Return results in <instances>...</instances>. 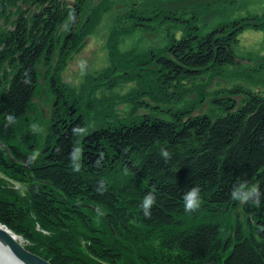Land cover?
<instances>
[{
    "label": "trees",
    "instance_id": "obj_1",
    "mask_svg": "<svg viewBox=\"0 0 264 264\" xmlns=\"http://www.w3.org/2000/svg\"><path fill=\"white\" fill-rule=\"evenodd\" d=\"M12 2L16 8L8 11ZM91 3L0 0V19L15 15L11 28L0 31V172L18 185H0V224L50 264H134L131 252L138 264H264V95L258 91L237 87L217 95L211 113L194 114L192 103L171 120L144 115L87 132L69 108L68 116L49 118L41 144H16L40 78L55 94L53 104L67 110L68 95L58 89L68 88L49 71L56 55L82 45L107 10L102 3L90 9ZM135 13L123 16L132 26L151 19ZM245 27L264 29V14L203 34L196 26L169 34L151 55L158 90L235 64ZM120 173L123 182L113 178ZM237 207L243 223L232 220ZM93 215L106 231L94 226ZM34 224L47 234L33 232Z\"/></svg>",
    "mask_w": 264,
    "mask_h": 264
},
{
    "label": "rangeland",
    "instance_id": "obj_2",
    "mask_svg": "<svg viewBox=\"0 0 264 264\" xmlns=\"http://www.w3.org/2000/svg\"><path fill=\"white\" fill-rule=\"evenodd\" d=\"M59 1L63 4L74 2ZM100 3L107 10L95 22V28L88 35L82 34L84 40H81L80 47V41H77L72 48L56 55L49 71L57 79V84L61 82L68 88L61 86L58 89L68 95L67 110L62 112L59 103L53 104L55 94L49 90L47 80L40 78L39 92L33 98L25 120L17 125L15 142L21 148L41 144L48 131L49 118L63 113L68 116L69 108H72L74 117L82 116L86 122L84 132H87L110 124L130 123L144 115L171 120L172 113L192 103L194 114L210 112L212 98L232 95L229 90L237 87L264 95V29L245 27L241 30L234 46L236 63L218 70L213 76L204 74L195 80H183L178 89L171 88L164 93L158 90L159 83L151 71L155 69L151 55L156 57L158 50L167 44L169 34L180 36L187 26H196L203 34L212 27L237 19L261 18L264 0H93L89 7L92 9ZM13 4L8 6V11L15 10ZM26 8L31 7L26 5ZM132 10L135 15L136 11L151 19L143 21L146 23L143 27L132 26L129 19L123 18ZM168 15L176 19L165 18ZM14 18L15 15L11 14L10 21L9 16L7 20L0 19V31L10 29ZM120 26L125 28L120 30ZM116 46L117 50L112 51ZM111 58H115V62ZM144 61L145 64H140ZM39 68L40 73L45 71L44 66ZM236 94L243 95L242 92ZM159 97L169 99L165 102ZM113 178L121 182L126 179L123 173ZM0 185L5 189L18 186L1 172ZM234 212L236 215L231 216L232 220L237 217L243 223L241 207ZM94 216V226L106 231L101 217ZM33 232L47 234L37 224L33 225ZM34 237L39 239L37 235ZM19 238L15 237L21 244L27 243ZM143 243L140 247L148 249L150 244ZM131 253L133 263L138 264V255Z\"/></svg>",
    "mask_w": 264,
    "mask_h": 264
},
{
    "label": "water",
    "instance_id": "obj_3",
    "mask_svg": "<svg viewBox=\"0 0 264 264\" xmlns=\"http://www.w3.org/2000/svg\"><path fill=\"white\" fill-rule=\"evenodd\" d=\"M15 237L16 235L13 232L0 224V241L6 245L17 258L26 264H50L38 255L27 250L23 244L15 239Z\"/></svg>",
    "mask_w": 264,
    "mask_h": 264
},
{
    "label": "bare ground",
    "instance_id": "obj_4",
    "mask_svg": "<svg viewBox=\"0 0 264 264\" xmlns=\"http://www.w3.org/2000/svg\"><path fill=\"white\" fill-rule=\"evenodd\" d=\"M17 239H20L16 236ZM0 264H26L17 258L11 250L0 241Z\"/></svg>",
    "mask_w": 264,
    "mask_h": 264
}]
</instances>
